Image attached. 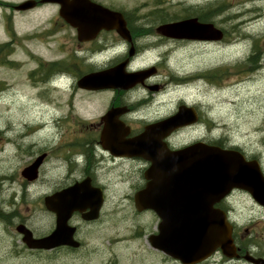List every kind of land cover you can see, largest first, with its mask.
<instances>
[{
    "label": "flooded vegetation",
    "instance_id": "flooded-vegetation-1",
    "mask_svg": "<svg viewBox=\"0 0 264 264\" xmlns=\"http://www.w3.org/2000/svg\"><path fill=\"white\" fill-rule=\"evenodd\" d=\"M25 1L0 0V32L5 36L0 41V69L16 71L21 90L26 80L29 90L34 91L30 100L23 91H18L22 93L19 107L22 112L29 107L31 116L28 121L21 118L18 132L13 133L17 136L12 144L19 149L22 159L18 186L8 184V174L0 181L10 188L0 206L3 239L0 238L8 241L0 258L50 262L62 255L86 257L90 251L85 236L90 228L106 225L118 217L106 214V206L110 205H106L110 188L107 181L119 179L122 183L120 178H124L128 180L129 193L125 194L128 207L138 216L149 214L156 222V227H149L146 237L151 252L167 262L169 256L151 242L158 233L159 216L153 208L138 209L134 200V194L150 181L146 174L152 162L141 153L154 139L162 144L160 150L163 146L182 150L196 145L200 155L201 147L210 154L214 149L230 152L234 160L242 159L259 170L263 181L259 179L258 185L262 183L264 189V117L254 130L256 140L250 141L232 137L230 129L237 130L235 126L239 122L230 126L215 114V106L220 103L218 92L223 91V99L227 100L232 94L229 86L237 89L249 81L250 68L244 69L247 79L240 77L233 86L219 80L224 77L225 69L200 62L203 55L211 54L225 40L224 28H220L223 34L219 40L173 38L160 34L157 26L190 15L179 19L168 16V21L159 22L156 15L149 13L122 12L128 36L123 37L115 29H102L93 38L80 40L76 30L60 16L56 3L33 0L29 7L19 8ZM47 6L53 8L49 15H37L34 21L30 16L28 21L16 19L18 14L38 13ZM208 12L199 11L191 16L198 22H210L218 27ZM176 52L179 58L175 69L179 70L172 66ZM188 52L191 54L187 59L196 58V61L193 68L184 69ZM105 70L127 76L122 79L125 86L93 88L79 84L84 75ZM263 75V70L259 71L258 77ZM17 94L8 79L0 78L1 98ZM86 102H93L89 108L98 111L95 117L86 114ZM3 129L5 143H10L8 135L12 130L8 133L6 126ZM180 161L184 164L186 159ZM73 185L78 188L71 197L58 196ZM121 196L119 192L113 201L112 208L118 211ZM49 197L53 205L69 199L79 207L67 215L59 231L58 214L47 207ZM208 198L205 201H210ZM210 205L225 214L231 228V242L226 253L217 248L196 264H264V203L248 190L233 187ZM15 206L19 211L12 209ZM89 212L92 217L88 216ZM54 231L67 242L31 247L24 240L25 235L43 239Z\"/></svg>",
    "mask_w": 264,
    "mask_h": 264
},
{
    "label": "rangeland",
    "instance_id": "rangeland-1",
    "mask_svg": "<svg viewBox=\"0 0 264 264\" xmlns=\"http://www.w3.org/2000/svg\"><path fill=\"white\" fill-rule=\"evenodd\" d=\"M21 1V0H20ZM106 7L112 8L125 13H149L156 17V20L160 21V14H169L167 16L172 19H179L189 14L185 12V8L193 6L209 7L211 10L215 9L217 5H222L220 12H208L215 19L219 28H224L226 37L223 42H219L215 50L210 54L203 55V59H200L201 64H216L218 69H225V75L223 78H219L222 82H226V85H235L238 78L245 77L246 70L249 69L248 82L244 85H239L238 88L229 86L231 95L227 97V100L223 99L225 94L223 91L218 92V103L215 108V114H218V118H223L224 121L230 123L233 126L236 122H239L237 130L230 129L232 137L235 139H248L254 141L257 138L256 132L260 119L264 117V75L258 77L259 71L264 72V0H95ZM191 9V8H190ZM58 10V8H57ZM53 11L52 7L47 6L45 9H41L38 13H23L18 14L16 19H23L21 22L28 21V17H31V21H34L39 15L44 17L49 15ZM195 12V11H194ZM197 14V11L196 13ZM213 21V20H212ZM19 22L18 24H20ZM214 22V21H213ZM26 23V22H25ZM27 28L25 30H30ZM4 34L0 32V41L5 40ZM177 50V49H176ZM181 54V51L178 50ZM192 53L194 49H189ZM186 53V61L184 69H191L194 66L196 58L193 60L187 59L189 54ZM178 53H174L173 68L178 67L177 58ZM210 55V56H209ZM214 56L211 57V56ZM254 57V58H253ZM253 58V59H252ZM247 60V62H246ZM249 60V61H248ZM227 68V69H226ZM239 69L241 72L235 74ZM175 70H179L175 69ZM227 72H230V74ZM221 74V73H219ZM249 75L251 77H249ZM0 78L8 79V81L15 87L17 91L16 96L0 97V181L4 174H8V184H14V187L18 185L19 179V166L22 159L19 155V149L12 144L14 132H18L20 119L28 121L31 114V109L26 107L22 112L21 106V94L18 91H23V95L29 100L34 96L30 91L26 80L21 84L19 81V74L16 71H9L5 68L0 69ZM240 81V80H239ZM26 84V85H25ZM25 85V86H23ZM231 88V89H230ZM194 87L191 93H193ZM189 93V91H186ZM20 95V96H18ZM189 95V94H188ZM192 95V94H191ZM173 97V96H172ZM233 100L230 103L229 100ZM223 100L227 103H223ZM222 101V102H221ZM93 102H86V114L95 117L98 111L94 108H89ZM83 105V104H81ZM98 107V106H93ZM97 112V113H95ZM34 113V112H33ZM242 116L244 120L241 121ZM17 118V121H13ZM248 118V120L246 119ZM238 119V120H237ZM6 125L7 130H12L8 139L10 143H5L4 127ZM8 132V133H9ZM193 133H191L192 135ZM5 178V177H3ZM111 179L107 182L110 185L109 199L106 202L110 204L106 206V214L118 215L115 220L112 219L107 222L106 225H96L91 227L86 237L89 251L86 257L83 256L68 255L58 256V258L49 262V260L43 259H21L9 257L0 258V264H181L179 261L169 257L167 262L160 259V256L151 252V248L147 243L146 237L149 227L152 225L156 227V222L152 221L149 214H143L142 216L136 215L130 207H128V201L125 194L129 193L127 182L124 178ZM0 183V206L1 200L8 195L10 189L8 185ZM118 187V189H117ZM117 191H116V190ZM121 193L122 202L121 210H116L113 207L114 197ZM12 209L19 207L15 206ZM43 219V218H42ZM1 237V236H0ZM2 238V237H1ZM0 238V253L2 248L8 246V241Z\"/></svg>",
    "mask_w": 264,
    "mask_h": 264
},
{
    "label": "water",
    "instance_id": "water-1",
    "mask_svg": "<svg viewBox=\"0 0 264 264\" xmlns=\"http://www.w3.org/2000/svg\"><path fill=\"white\" fill-rule=\"evenodd\" d=\"M40 2L57 3L60 16L76 29L80 40L93 38L101 29H115L123 37L128 36L121 12L111 10L93 0H40ZM33 3V0H26L18 7L24 9ZM157 31L165 36L185 39L222 37L220 29L211 23H200L195 17L163 23L157 27ZM119 73L114 70L88 73L79 80V84L93 88L125 86L122 79L127 76ZM161 145L154 139L143 149L141 154L152 162V167L146 174L150 181L134 194L138 209L153 208L161 220L158 224V233L151 239L152 246L182 264L198 263L217 248L226 253L231 242V228L223 211L211 207L210 202L230 188L238 187L248 190L264 203L262 183L258 185L263 181L259 170L242 159L234 160L231 153L224 150L214 149L210 154L201 147L200 155L196 145L182 150H169L163 146L160 150ZM184 158L186 162L181 164L180 160ZM252 182L256 184L252 185ZM77 188L78 185L68 187L59 192L58 196L67 199ZM207 197L210 201H205ZM46 203L47 207L58 214V231L63 227L67 215L79 208L69 199L53 205L49 197ZM99 204L100 200L97 207ZM88 216L92 217V212H89ZM57 233L54 231L43 239L25 235L24 240L31 247L43 246L46 242H50L46 246L67 242L60 239Z\"/></svg>",
    "mask_w": 264,
    "mask_h": 264
},
{
    "label": "trees",
    "instance_id": "trees-1",
    "mask_svg": "<svg viewBox=\"0 0 264 264\" xmlns=\"http://www.w3.org/2000/svg\"><path fill=\"white\" fill-rule=\"evenodd\" d=\"M221 7H222V5H217L215 7V9H212L211 10L209 7L203 8V6H197V7L194 8L193 6H189V8H185V12H187V14H190V15L195 14L196 11L197 12L198 11L220 12V8ZM158 13H160V12H158ZM160 21H168V18H165V17L160 16Z\"/></svg>",
    "mask_w": 264,
    "mask_h": 264
},
{
    "label": "bare ground",
    "instance_id": "bare-ground-1",
    "mask_svg": "<svg viewBox=\"0 0 264 264\" xmlns=\"http://www.w3.org/2000/svg\"><path fill=\"white\" fill-rule=\"evenodd\" d=\"M13 121H17V118H15ZM9 126H11V127H13V125H6V129H7V127H9ZM10 130H8V132H9Z\"/></svg>",
    "mask_w": 264,
    "mask_h": 264
}]
</instances>
